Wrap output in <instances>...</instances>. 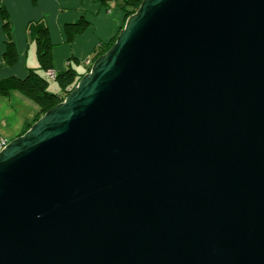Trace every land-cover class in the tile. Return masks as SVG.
<instances>
[{
    "label": "water",
    "instance_id": "95a60500",
    "mask_svg": "<svg viewBox=\"0 0 264 264\" xmlns=\"http://www.w3.org/2000/svg\"><path fill=\"white\" fill-rule=\"evenodd\" d=\"M0 264H264V0H142L0 151Z\"/></svg>",
    "mask_w": 264,
    "mask_h": 264
},
{
    "label": "crops",
    "instance_id": "0c3cea01",
    "mask_svg": "<svg viewBox=\"0 0 264 264\" xmlns=\"http://www.w3.org/2000/svg\"><path fill=\"white\" fill-rule=\"evenodd\" d=\"M122 2L0 0V80L25 78L31 70L46 76L48 69L42 67L37 40L29 33V24L38 21L46 23L53 44L49 69L57 73L70 67L79 73L86 71L90 66L87 60L93 63L101 45L110 43L124 27L128 16ZM9 41L16 51L12 61L6 56ZM41 110V105L21 90L13 87L5 93L0 89V136L9 141L18 137Z\"/></svg>",
    "mask_w": 264,
    "mask_h": 264
},
{
    "label": "trees",
    "instance_id": "16d2710c",
    "mask_svg": "<svg viewBox=\"0 0 264 264\" xmlns=\"http://www.w3.org/2000/svg\"><path fill=\"white\" fill-rule=\"evenodd\" d=\"M103 2L108 3L112 0H102ZM117 1V0H116ZM142 0H123L121 8L126 12L127 16L134 13ZM3 14L4 11H3ZM5 17L6 14H5ZM7 20V19H6ZM7 30L9 31V22L7 20L6 25ZM29 33L37 40L38 44V56L42 63V67L45 70L51 68L52 60V47L53 44L49 38L48 27L44 21L31 22L29 24ZM115 37L110 43H103L101 49L97 51L95 60L102 54H104L116 41ZM6 56L9 61H12L16 58L15 45L13 41L7 43ZM94 60V61H95ZM91 65L87 68L86 71L78 72L76 69L70 67L64 72L57 73L56 79L61 84V93L53 92L48 89L49 77L39 73L38 71L31 70L25 78H7L0 80V89L3 92L9 91L10 88H17L28 95L31 99L36 101L41 105L42 110L36 118L29 122L23 131L25 133L32 124L37 121L45 112L50 108L62 102L65 97L73 90V88L78 84L79 80L90 71ZM22 133V134H23Z\"/></svg>",
    "mask_w": 264,
    "mask_h": 264
},
{
    "label": "built area",
    "instance_id": "2783aa9c",
    "mask_svg": "<svg viewBox=\"0 0 264 264\" xmlns=\"http://www.w3.org/2000/svg\"><path fill=\"white\" fill-rule=\"evenodd\" d=\"M87 64L92 66L93 63L90 60H87ZM46 74L50 79H56L57 77V72L55 69L47 70ZM8 143L9 140L7 138L0 136V151L5 148Z\"/></svg>",
    "mask_w": 264,
    "mask_h": 264
},
{
    "label": "rangeland",
    "instance_id": "374dc122",
    "mask_svg": "<svg viewBox=\"0 0 264 264\" xmlns=\"http://www.w3.org/2000/svg\"><path fill=\"white\" fill-rule=\"evenodd\" d=\"M61 84L57 79H49L48 89L53 92L59 93L61 91Z\"/></svg>",
    "mask_w": 264,
    "mask_h": 264
}]
</instances>
